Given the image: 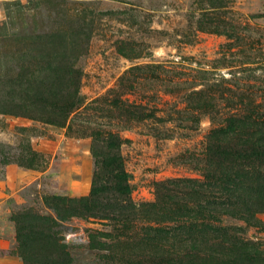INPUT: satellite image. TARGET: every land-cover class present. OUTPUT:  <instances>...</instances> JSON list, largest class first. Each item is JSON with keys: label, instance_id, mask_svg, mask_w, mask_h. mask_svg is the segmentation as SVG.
<instances>
[{"label": "rangeland", "instance_id": "1", "mask_svg": "<svg viewBox=\"0 0 264 264\" xmlns=\"http://www.w3.org/2000/svg\"><path fill=\"white\" fill-rule=\"evenodd\" d=\"M225 3L223 9L211 11V16L234 26L239 40L199 28L196 21L206 7L205 3L200 6L201 0H0V180L9 165L16 166L22 178L19 187L0 189V264H23L16 253L13 215L26 210L53 215L43 201L45 195L90 197L95 172L106 160H96L92 153L93 136L99 132L94 127L84 123L68 129L69 120L65 127L54 124L62 115L65 97L76 91L83 96V106L73 115L97 125L111 120L108 115L103 117L100 107L88 109L90 104L105 97L134 66L181 61L180 55L192 57L184 64L195 67L198 60H217L225 54L229 63L217 73L232 78L230 72L240 70L242 60L264 62V0ZM108 10H130L139 19L130 22L123 16L100 15ZM125 37L146 55L130 61L119 54V41ZM236 75L255 98L251 116L259 114L264 120V71ZM161 93L160 106L168 112L174 105L184 106L179 97ZM126 96L134 99L136 95ZM93 105L97 108V103ZM162 126L169 129V136L155 135ZM184 126L180 121L148 122L120 132L127 140L120 155L132 204L154 203L156 183L200 176L183 155L201 153L211 124L203 116L194 130ZM105 187L102 203L118 198L116 184L108 182ZM98 212L96 217L58 220L60 243L75 263L100 264V256L109 252L132 261L141 257L144 264H153L150 255L155 251L149 252L151 246L143 250L145 244L141 248L145 232L133 223L125 225L121 218L109 219L107 211ZM8 218L15 226L12 236H7ZM217 227L228 230L230 236L235 234L248 250L252 243L261 253L259 264H264V213L257 216L256 226L221 217ZM212 236L223 241L219 249H231L232 240L226 242L222 234Z\"/></svg>", "mask_w": 264, "mask_h": 264}, {"label": "trees", "instance_id": "2", "mask_svg": "<svg viewBox=\"0 0 264 264\" xmlns=\"http://www.w3.org/2000/svg\"><path fill=\"white\" fill-rule=\"evenodd\" d=\"M203 3L206 7L201 8L204 12L196 21L200 29L241 39L234 26L224 25L220 19L211 16V11L226 7L225 0H201V7ZM100 15L116 19L123 16L130 22L139 19L130 10H108ZM127 39L119 41V54L130 61L146 55L138 44ZM179 57L181 61L134 66L119 78L116 87L105 97L95 99L88 109L100 107L99 112L104 114L103 117L108 115L110 122L100 121L97 125H91L88 120L82 122L81 117L73 113H79L84 97L77 91L65 97L62 115L54 124L65 127L69 120L68 129L84 123L94 127L99 132L93 136L92 153L96 160H106L95 172L90 197L69 199L60 194L45 195L43 201L53 215L26 210L12 216L16 224V253L23 264H78L60 243L56 230L58 220L86 215L96 217L99 210L107 211L111 215L107 216L109 219L118 221L121 218L125 225L133 223L145 232L141 248L145 244L143 250L148 249L145 246H151L149 252L155 251L150 255L153 264H259L261 253L252 243H248L251 245L248 250L243 240L235 234L228 235V230L218 228L217 224L221 217H227L256 226L257 216L264 213V120L259 114L251 116L255 98L246 84H240L241 78L236 75L240 71H264V62L242 60L240 70L231 71L232 78H226L217 73L229 63L224 60L225 54L217 60H198L195 67L184 64L192 57ZM200 86L202 88H198ZM150 89L155 92L146 94ZM161 92L179 97L184 106L174 105L168 112L160 106ZM128 94L136 96L131 99L126 96ZM94 103L97 108L93 107ZM203 116L209 119L211 127L204 136L201 153L183 155L200 176L156 183L154 203L132 204L128 175L120 155V147L127 140L120 132L148 122L164 125L173 121L183 122L184 129L194 130ZM167 131L169 129L162 126L157 128L155 135L169 136ZM103 177L110 180L104 181ZM108 182L116 184L118 198L102 203L100 197ZM20 214L27 220L20 219ZM214 233L222 234L226 242L232 240L231 249H219L223 241L213 238ZM94 242L99 241L94 239ZM100 258V264L145 262L139 260L141 257L132 261L124 255L120 258L109 252Z\"/></svg>", "mask_w": 264, "mask_h": 264}, {"label": "crops", "instance_id": "3", "mask_svg": "<svg viewBox=\"0 0 264 264\" xmlns=\"http://www.w3.org/2000/svg\"><path fill=\"white\" fill-rule=\"evenodd\" d=\"M21 174L19 173V169L16 166L9 165L5 169L4 178L0 180V189L1 188H17L19 187L21 183ZM3 217H6L4 215ZM1 220V218H0ZM7 232L9 233L7 236H12V234H15V226L12 224V222L7 219Z\"/></svg>", "mask_w": 264, "mask_h": 264}]
</instances>
